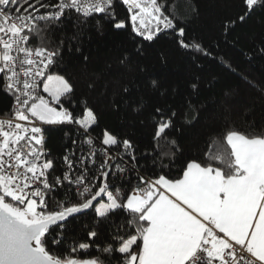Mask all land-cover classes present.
<instances>
[{"label": "snow or ice", "instance_id": "snow-or-ice-1", "mask_svg": "<svg viewBox=\"0 0 264 264\" xmlns=\"http://www.w3.org/2000/svg\"><path fill=\"white\" fill-rule=\"evenodd\" d=\"M121 2L142 41L170 30L179 47L215 58L199 42H186L185 28L169 18L167 5ZM26 3L22 9L19 0H0V92L13 100L10 118L0 120V264H264V132L242 134L226 126L218 135L230 149L227 170L191 160L176 178L169 175L175 158L158 163L153 153L139 152L130 139L108 129L93 137L98 117L87 102L79 116L67 106L75 89L60 74L65 38L52 46L29 44L34 35L62 28L73 12L82 17L78 26L95 18L101 32L105 23L116 30L127 25L117 19L114 0ZM240 6L244 21L264 0H240ZM150 87L158 90L160 84L152 80ZM191 87L198 90L195 82ZM169 112L155 109L156 141L174 127L177 113ZM59 125L73 126L74 133H65L70 146L62 161L46 150V126ZM170 143L174 157L179 147ZM141 159L152 161L151 171ZM54 173L59 175L52 179ZM86 212L92 213L91 224L82 227L88 242L73 238L67 255L53 254L49 245L65 243L68 221ZM93 245L95 258H73Z\"/></svg>", "mask_w": 264, "mask_h": 264}, {"label": "trees", "instance_id": "trees-1", "mask_svg": "<svg viewBox=\"0 0 264 264\" xmlns=\"http://www.w3.org/2000/svg\"><path fill=\"white\" fill-rule=\"evenodd\" d=\"M31 2L35 4L36 0ZM158 3L167 5L169 18L185 28L186 42H199L215 58L179 47L178 38L170 30L153 42L142 41L132 32L130 13L121 0H114V11L117 19L126 23L125 29L116 30L105 23L103 31H98L95 18L78 26L77 20L82 17L72 13L62 28L34 35L29 45L52 46V41L65 38L60 74L70 79L75 89L72 103L67 106L79 116L87 102V107L98 117V127L94 126L91 133L93 137L108 129L120 139H130L139 152L153 153L158 163L167 165L175 158L169 172L173 178L180 175L183 163L191 160L204 159L213 167L227 170L232 158L226 142L218 135L221 130L227 126L242 134L264 132V52L261 51L264 7L258 6L241 21L240 0H158ZM18 7L27 8L26 0H19ZM74 35L77 39H72ZM77 46L80 52L76 51ZM225 65H230L232 70H225ZM152 80L159 82L158 90L150 87ZM193 82L198 84L197 91L191 87ZM12 101L0 92V114L11 113ZM140 105L141 111H134ZM157 107L170 109L169 114L177 113L174 127L159 141L153 139ZM65 133L74 134L73 126H46L49 158L63 160L70 146ZM171 141L179 147L174 157ZM140 163L152 170L151 160L141 159ZM58 175L54 173L52 179ZM91 221V212L70 219L65 243L50 244L51 252L67 255L68 241L73 238L88 242L82 227ZM100 231L102 237L106 235L104 228ZM52 238L48 236L49 241ZM102 242L101 239L97 244ZM97 255V245L87 254L72 253L73 258L80 259Z\"/></svg>", "mask_w": 264, "mask_h": 264}, {"label": "built area", "instance_id": "built-area-1", "mask_svg": "<svg viewBox=\"0 0 264 264\" xmlns=\"http://www.w3.org/2000/svg\"><path fill=\"white\" fill-rule=\"evenodd\" d=\"M74 13V12H73ZM22 15L25 13H21ZM154 24V22H153ZM30 47L36 48L35 46L29 45ZM12 110H13V101H12ZM10 118V114H0V120H7ZM46 135V133H45Z\"/></svg>", "mask_w": 264, "mask_h": 264}, {"label": "rangeland", "instance_id": "rangeland-1", "mask_svg": "<svg viewBox=\"0 0 264 264\" xmlns=\"http://www.w3.org/2000/svg\"><path fill=\"white\" fill-rule=\"evenodd\" d=\"M41 90H42V85H41ZM43 93V92H42ZM43 95H45L47 97V94L46 93H43Z\"/></svg>", "mask_w": 264, "mask_h": 264}]
</instances>
